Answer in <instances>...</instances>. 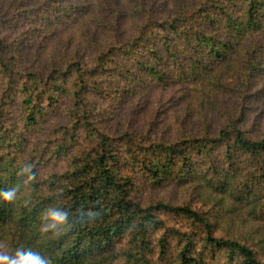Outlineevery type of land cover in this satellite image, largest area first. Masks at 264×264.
<instances>
[{"label":"trees","instance_id":"16d2710c","mask_svg":"<svg viewBox=\"0 0 264 264\" xmlns=\"http://www.w3.org/2000/svg\"><path fill=\"white\" fill-rule=\"evenodd\" d=\"M84 1L7 0L0 7L4 33L31 25L15 39L0 35V190L18 186L14 201L0 200V245L32 248L51 264H264V124L245 128L244 95L217 128L206 123L173 141L116 134L96 118L98 101L145 80L207 83L214 92L232 74L246 92L264 73V0H195L169 16L140 8L129 38L114 28L95 53L63 56L44 74L22 67L25 48L53 22H82L93 9ZM211 94L206 109L214 112L218 94ZM60 98L69 101L61 133L36 144ZM57 162L60 172L44 173ZM25 163L35 174L27 183L19 174ZM138 181L155 190L190 185L193 201H140ZM52 205L69 211L58 235L39 231ZM233 226L239 235L229 233Z\"/></svg>","mask_w":264,"mask_h":264},{"label":"rangeland","instance_id":"374dc122","mask_svg":"<svg viewBox=\"0 0 264 264\" xmlns=\"http://www.w3.org/2000/svg\"><path fill=\"white\" fill-rule=\"evenodd\" d=\"M7 0H0V7ZM90 1L93 9H89L86 17L77 23L53 22L48 34H41L33 42L32 47L23 51L22 62L26 70L38 71L44 74L51 70L63 56H77L95 53L102 49L113 37L114 28L120 37L129 38L134 27L141 22L136 17L135 11L144 10L162 13L164 16L172 14L177 4L188 5L195 0H85ZM43 0H30V5L39 6ZM90 5V6H91ZM4 6H7L5 4ZM116 9V12L114 11ZM10 11H1L2 19L7 21ZM3 13L5 15H3ZM9 24V23H8ZM68 24V25H67ZM30 22L22 23L17 28L4 33V26H0V35L7 34L10 39L30 33ZM28 38V37H27ZM29 39V38H28ZM31 39V38H30ZM83 51V52H82ZM143 79H146L143 76ZM214 92L207 83H180L168 82L165 85L145 80L130 91L127 95L119 94L116 99L98 101L97 117L103 121V126L111 132L120 134L125 131L143 132L153 139L173 141L185 132L202 130L206 123L220 125V116L226 111L237 107L243 100H248V112L245 118V128L256 131L264 124V73L259 75L250 87L240 88L234 75H223ZM119 87L125 85L120 82ZM219 88V89H218ZM217 90V91H216ZM216 95V105L219 107L214 112L206 109L209 94ZM211 94V98L214 95ZM68 99L63 98L46 111L41 122V132L34 138L35 143L53 140L59 136L60 127L65 124L64 109L68 106ZM257 127V128H256ZM64 163L50 164L44 173L60 172ZM137 199L143 202L163 201L175 206L191 204L192 192L190 185H169L166 189H151L144 181H138ZM177 221V220H176ZM261 224V223H260ZM253 229L254 224L248 226ZM240 229V228H239ZM237 226L230 230L231 235H239ZM247 232V227L241 229Z\"/></svg>","mask_w":264,"mask_h":264},{"label":"clouds","instance_id":"9594fccd","mask_svg":"<svg viewBox=\"0 0 264 264\" xmlns=\"http://www.w3.org/2000/svg\"><path fill=\"white\" fill-rule=\"evenodd\" d=\"M19 174L25 178L24 183L35 178L31 164L25 163L20 168ZM17 193L18 186L0 190V200L14 201ZM40 220L39 231L41 233L52 232L53 235H58L60 234L59 229L69 223V211L64 207L52 205L43 210ZM0 264H51V261L32 248L17 247L10 251L6 246L0 245Z\"/></svg>","mask_w":264,"mask_h":264}]
</instances>
